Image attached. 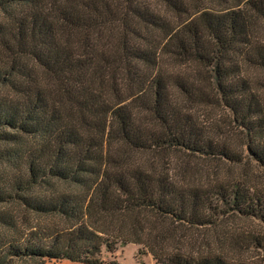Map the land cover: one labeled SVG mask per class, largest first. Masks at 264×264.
<instances>
[{
	"label": "trees",
	"instance_id": "1",
	"mask_svg": "<svg viewBox=\"0 0 264 264\" xmlns=\"http://www.w3.org/2000/svg\"><path fill=\"white\" fill-rule=\"evenodd\" d=\"M126 243L264 264V0H0V264Z\"/></svg>",
	"mask_w": 264,
	"mask_h": 264
},
{
	"label": "rangeland",
	"instance_id": "2",
	"mask_svg": "<svg viewBox=\"0 0 264 264\" xmlns=\"http://www.w3.org/2000/svg\"><path fill=\"white\" fill-rule=\"evenodd\" d=\"M239 140L236 141V143ZM241 141V140H240ZM241 143V142H240ZM239 170V169H238ZM102 258L105 260L104 264H111L112 260L118 261L119 264H155V260L151 253L137 243H126L125 245H118L113 251L103 248ZM46 264H84L74 262L69 259H53Z\"/></svg>",
	"mask_w": 264,
	"mask_h": 264
}]
</instances>
